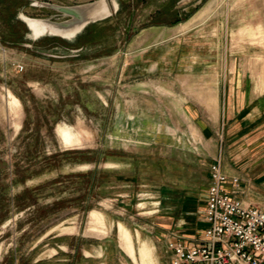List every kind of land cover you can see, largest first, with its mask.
I'll return each instance as SVG.
<instances>
[{"label": "rangeland", "instance_id": "rangeland-1", "mask_svg": "<svg viewBox=\"0 0 264 264\" xmlns=\"http://www.w3.org/2000/svg\"><path fill=\"white\" fill-rule=\"evenodd\" d=\"M21 1L22 42H3L0 20V264H132L119 224L135 249L161 233L199 240L214 160L264 188V0H113L73 38L37 39L22 16L65 21L42 5L97 0ZM171 6L177 23H152ZM159 263L151 250L145 264Z\"/></svg>", "mask_w": 264, "mask_h": 264}, {"label": "built area", "instance_id": "built-area-1", "mask_svg": "<svg viewBox=\"0 0 264 264\" xmlns=\"http://www.w3.org/2000/svg\"><path fill=\"white\" fill-rule=\"evenodd\" d=\"M209 174L203 242H169L171 264H264V210L225 190L238 187L239 180L222 171L220 160L209 165Z\"/></svg>", "mask_w": 264, "mask_h": 264}, {"label": "crops", "instance_id": "crops-1", "mask_svg": "<svg viewBox=\"0 0 264 264\" xmlns=\"http://www.w3.org/2000/svg\"><path fill=\"white\" fill-rule=\"evenodd\" d=\"M209 165H208V171H207L208 172V185H209V178H210ZM222 171L229 177H236L237 178L235 170L232 169L229 165H225L224 168H222ZM208 185L206 186V190H205V197H204L205 202H206V199H207ZM225 190L230 192L237 199L243 200L244 202H246L251 207H255V208L264 210V188H261V187L256 186V185H252L250 183L238 182V187H232L231 185H226ZM163 227L166 228V225H163ZM202 227H203L202 228L203 231L201 233V237H199V240H195V237H191V238H194V239H190V238H186V237H183V236H169V237L166 238V241L164 243L163 241H161L162 240L161 236H164L163 238H165V234L161 233V234L155 235V239L152 242L151 241L149 242V240H146V245L151 250H153L155 257L157 255V259H159V261H160L159 264H171V251L168 249V243L171 242V241L172 242L179 241V242H183L184 244H186L188 246L198 245L201 242H203L204 230L207 228V225L203 221V218H202ZM160 242H162V243H160ZM102 245H104V251L101 250V252H103L104 254H106L108 252V250H110V251L112 250L111 249L112 246L110 245V243L108 241L105 242ZM164 248H166V249H164ZM136 250H137V252H136ZM92 251H93L92 248H87L86 250L78 249L79 256H81L80 259L82 260L83 257L86 258V259L95 258L91 254ZM123 253L127 257H129V259L131 260L132 264H136L135 261H133V259L127 253H125L124 251H123ZM137 254H139L138 247L136 249L134 248L135 259H136V255ZM89 261H92V260H89ZM75 264H78V257L76 259ZM96 264H107V261L102 258V261H100V260L98 261L97 260Z\"/></svg>", "mask_w": 264, "mask_h": 264}, {"label": "water", "instance_id": "water-1", "mask_svg": "<svg viewBox=\"0 0 264 264\" xmlns=\"http://www.w3.org/2000/svg\"><path fill=\"white\" fill-rule=\"evenodd\" d=\"M42 6L55 10L68 17V19L60 22L47 19H36L44 22L52 32L35 35V39L44 35L73 38L88 24L107 19L117 11V5L113 0H97L92 3L75 6H62L56 4H43ZM22 21L28 27L26 21L24 19H22ZM28 29L30 30L29 27Z\"/></svg>", "mask_w": 264, "mask_h": 264}, {"label": "trees", "instance_id": "trees-1", "mask_svg": "<svg viewBox=\"0 0 264 264\" xmlns=\"http://www.w3.org/2000/svg\"><path fill=\"white\" fill-rule=\"evenodd\" d=\"M22 6L23 5L21 0H0V20L7 27V33L4 34L5 40L3 42H22V29L24 28V25L20 21H16L17 13L19 12V9ZM173 7L174 6H171L166 9L165 12L159 13L158 16H156L157 18L152 20V23L157 25L177 23L179 21L178 12L172 9ZM188 15H185L184 18H187ZM14 173L17 177L23 174V170L18 164L14 166ZM8 207V183L6 182V176L2 173V170L0 169V225L2 224L5 219V216L7 215Z\"/></svg>", "mask_w": 264, "mask_h": 264}, {"label": "bare ground", "instance_id": "bare-ground-1", "mask_svg": "<svg viewBox=\"0 0 264 264\" xmlns=\"http://www.w3.org/2000/svg\"><path fill=\"white\" fill-rule=\"evenodd\" d=\"M22 18L28 24V27L30 28V31L33 36L40 35L43 33H49L50 31L52 32V30L49 29L48 26L40 20L31 19L25 16H22ZM10 97H11L10 98L11 101H9L8 103L9 108L18 109L20 105L19 101L12 95H10ZM56 131L60 139L63 141V143L69 146L73 144H77L79 142V139L77 138V136L73 134L70 128L65 125L58 126ZM89 225L93 229H95L96 226L103 225L102 215L97 211H94V210L90 211L89 212ZM119 236H120L119 238H120L121 247L135 261L134 248H133V242L131 239V235L129 231L125 229L121 224H119ZM139 254H140V258L143 264H145L146 262H150L151 249H149L145 244H142L140 246Z\"/></svg>", "mask_w": 264, "mask_h": 264}]
</instances>
